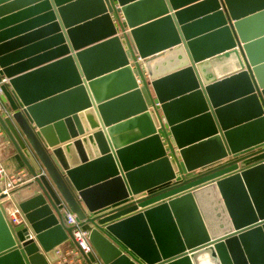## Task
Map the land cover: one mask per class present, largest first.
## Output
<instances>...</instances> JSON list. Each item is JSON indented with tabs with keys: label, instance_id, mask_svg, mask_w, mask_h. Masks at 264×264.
Wrapping results in <instances>:
<instances>
[{
	"label": "water",
	"instance_id": "95a60500",
	"mask_svg": "<svg viewBox=\"0 0 264 264\" xmlns=\"http://www.w3.org/2000/svg\"><path fill=\"white\" fill-rule=\"evenodd\" d=\"M0 69V264H264V0H0Z\"/></svg>",
	"mask_w": 264,
	"mask_h": 264
},
{
	"label": "built area",
	"instance_id": "2783aa9c",
	"mask_svg": "<svg viewBox=\"0 0 264 264\" xmlns=\"http://www.w3.org/2000/svg\"><path fill=\"white\" fill-rule=\"evenodd\" d=\"M8 78L4 77L0 80V114L5 118L12 114L7 105L2 101L1 96L4 92L5 85L8 83ZM8 140L6 133L0 124V186L4 194L7 197L6 201L8 209L7 212L11 221L15 224L24 222L22 212L14 200L13 191L18 189L19 186L26 183V172L10 173L8 172L2 154L1 146H3L5 140ZM66 224L73 227L72 236L75 242V246H67L66 248L57 247L56 253L58 259L50 264H87L85 256L94 253L96 251L90 242V228L82 226L77 215L70 210H65ZM33 238V237H32ZM133 259V258H132ZM94 264H104L98 260Z\"/></svg>",
	"mask_w": 264,
	"mask_h": 264
},
{
	"label": "crops",
	"instance_id": "0c3cea01",
	"mask_svg": "<svg viewBox=\"0 0 264 264\" xmlns=\"http://www.w3.org/2000/svg\"><path fill=\"white\" fill-rule=\"evenodd\" d=\"M4 77L5 76L3 75V72L0 69V80L2 78H4ZM1 99H2V101L4 103L7 100V103H9L11 106H14L15 107V104H14V96H13L12 92L9 89H7L6 87H5L4 92H3L2 96H1ZM6 137H7V135H6ZM1 149H2V154H3V159H4V162H5V165H6V168H7L8 172H10V173L26 172V174H27V177L25 178L26 183H24L21 186H19V188H21L22 186H24L25 184H27L31 180V178H30V176L28 174V171L26 170L25 165L23 164L22 160L18 156V154L15 151V149L12 147L9 139L8 140L7 139L5 140L3 146H1ZM262 159H264V153H262V154H260L258 156H255V157H253V158L245 161L244 163H242V165L245 166V165H248V164H252V163L257 162V161H260ZM221 163H217V164H214V165L205 167V168L201 169L198 172H202L204 170L210 169L213 166H216V165L221 164ZM156 189H158V188H156ZM156 189H153V190H151L149 192L155 191ZM7 210H9L8 209V206H7ZM101 212H103V211H101ZM86 227L90 228L89 225L86 226ZM67 246L74 247L75 246V242L72 241L71 239H69L67 242H64L59 247L66 248Z\"/></svg>",
	"mask_w": 264,
	"mask_h": 264
},
{
	"label": "rangeland",
	"instance_id": "374dc122",
	"mask_svg": "<svg viewBox=\"0 0 264 264\" xmlns=\"http://www.w3.org/2000/svg\"><path fill=\"white\" fill-rule=\"evenodd\" d=\"M13 98V97H12Z\"/></svg>",
	"mask_w": 264,
	"mask_h": 264
}]
</instances>
